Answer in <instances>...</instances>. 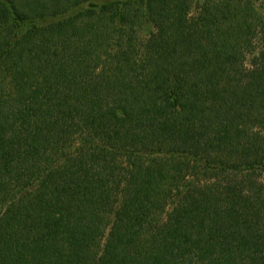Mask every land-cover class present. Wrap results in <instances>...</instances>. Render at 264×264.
I'll list each match as a JSON object with an SVG mask.
<instances>
[{
	"label": "trees",
	"instance_id": "16d2710c",
	"mask_svg": "<svg viewBox=\"0 0 264 264\" xmlns=\"http://www.w3.org/2000/svg\"><path fill=\"white\" fill-rule=\"evenodd\" d=\"M0 264H264V0H0Z\"/></svg>",
	"mask_w": 264,
	"mask_h": 264
}]
</instances>
